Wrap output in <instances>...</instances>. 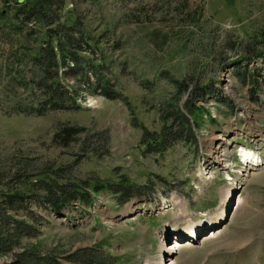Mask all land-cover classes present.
Instances as JSON below:
<instances>
[{
	"label": "rangeland",
	"instance_id": "1",
	"mask_svg": "<svg viewBox=\"0 0 264 264\" xmlns=\"http://www.w3.org/2000/svg\"><path fill=\"white\" fill-rule=\"evenodd\" d=\"M47 1L28 15L32 0H0V190L29 184L35 193L12 214L38 228L0 264L28 247L25 264H156L161 254L162 264H264V166L227 201L221 175H199L230 164L217 124L264 127V53H244L262 36L264 0ZM67 32L77 40L62 57ZM50 43L58 64L43 63L44 84L55 76L72 94L63 108L42 107L48 87L36 86L32 59ZM64 124L85 130L59 146ZM36 174L87 194L52 212ZM223 205L219 226L186 237Z\"/></svg>",
	"mask_w": 264,
	"mask_h": 264
},
{
	"label": "trees",
	"instance_id": "2",
	"mask_svg": "<svg viewBox=\"0 0 264 264\" xmlns=\"http://www.w3.org/2000/svg\"><path fill=\"white\" fill-rule=\"evenodd\" d=\"M47 0H32L31 6L30 7H23V10L27 11V14L30 15V12L33 13L35 9H37L36 5L38 7H42L45 9V4H47ZM41 8V9H42ZM39 9V10H41ZM45 11H43L44 13ZM258 32V30H257ZM68 35L65 37V43L59 44L60 50H61V56L64 57L66 54V49L67 45L71 44V41H76L77 39H73V33L67 32ZM262 36L259 39L254 40L253 42H250L248 40V44L245 45L244 53H247L248 55L253 54L254 57L259 56L260 53H264V27L260 29L259 32ZM61 39H64L61 38ZM60 41V40H59ZM74 43V42H73ZM262 46L263 48L258 50V47ZM43 51V52H42ZM42 53H40L38 56H34L32 59L34 63L39 64L41 67L42 71V76L43 80H39L36 83V86L41 87L42 89H46V92L44 93V99L40 101L42 104V107L44 104H50L51 107L56 108H63V104L61 102L65 101H70L74 102L75 99L73 98L72 94L65 90L64 86L55 79V76L51 77V82L50 84H44V78L47 76L48 72L43 63L46 64H51L53 63L54 65L58 64L57 56L55 55L54 48L52 44L50 43L49 48H43ZM36 57H39L38 61H36ZM46 57V58H45ZM243 60L245 57L242 58ZM45 76V77H44ZM182 84L184 85V81L182 80ZM41 85V86H40ZM106 95H108V90H104ZM195 95L197 92H194ZM109 97V96H108ZM52 98H55L56 100L60 101L59 103L57 102H51ZM42 107L39 109V111H42ZM85 130L83 126H75V125H60L56 131L52 135V142L56 145L59 146H68L71 142H73L77 135L82 133ZM36 182L42 183L43 190L45 192L46 196V205L54 210H58L59 208L63 207V203L65 202L64 200L67 199H82L84 200V197L86 196V192L80 190L78 186L76 185V188L71 189L70 192L65 191V188H67L68 184L66 179H53L52 181H48L43 174H36ZM64 177V176H62ZM63 181V182H60ZM122 181V180H121ZM121 183V182H120ZM91 188L92 191L96 194L98 192H101L102 190H105L104 184H88ZM17 188V187H16ZM12 189V190H7L5 192H2L0 190V197L3 195L5 197L1 202L0 201V254L1 255H6L9 254L11 251L14 249L18 248L21 245V231H25L29 233L28 230H37V226L34 222L31 224L24 223V226L19 225V221L15 218V216L12 214L15 212L16 205H20L22 201L28 196L27 193L29 192H34L35 190L29 186V184H25L21 187H18V189ZM52 188V189H51ZM84 190V189H83ZM64 201V202H63ZM59 211V210H58ZM2 216H4V219H2ZM6 216V218H5ZM9 220H13L14 223H11ZM32 252V248L28 247L25 248L23 252L21 253H15V260L8 263V264H25L24 263V257L27 254H30ZM42 264H56V262L49 256L43 258ZM6 264V263H2Z\"/></svg>",
	"mask_w": 264,
	"mask_h": 264
},
{
	"label": "bare ground",
	"instance_id": "3",
	"mask_svg": "<svg viewBox=\"0 0 264 264\" xmlns=\"http://www.w3.org/2000/svg\"><path fill=\"white\" fill-rule=\"evenodd\" d=\"M221 151L223 152V149H221ZM216 152V151H215ZM211 155V154H210ZM222 156H224V153L223 154H218V159H220ZM246 156L247 157H249V153H246ZM250 158V157H249ZM250 160H253V159H250ZM212 169V168H211ZM209 171V170H208ZM217 171V170H216ZM244 173H242L240 176H242V177H244V175H243ZM246 174V173H245ZM239 178V180L241 179V177H238ZM227 188V189H226ZM225 189H226V191H225ZM225 191V197L223 198L225 201H227V198H228V196H229V193H230V188L229 187H225L224 189H223V192ZM240 201V200H239ZM177 203L178 204H183L182 203V201H177ZM223 208H224V205L221 207V208H219L218 210H217V212H216V214L214 215L215 217L211 220V222L209 223V224H206V223H204L203 221L202 222H200L199 224H194V225H191L190 224V226L189 227H187L186 228V237H190V236H193V235H195V236H197L199 233H201V231H202V229H212L213 228V226H217V225H219L224 219V217H225V208H224V210H223ZM216 218H218V221L217 222H213V220H215ZM204 224V226L205 227H202L201 228V225H203ZM206 226H208V228H206ZM194 233V234H193ZM193 234V235H192ZM211 234V233H210ZM177 235H178V232H177ZM189 243V242H188ZM175 247V245H173V244H167V245H164V248L166 249L164 252H168L167 251V248H168V250L170 249V248H174ZM170 251V250H169ZM161 257H163V255L161 254L159 257H158V260L156 261V264H162V260H161ZM165 264V263H164ZM167 264H174V262L173 261H168V263Z\"/></svg>",
	"mask_w": 264,
	"mask_h": 264
},
{
	"label": "water",
	"instance_id": "4",
	"mask_svg": "<svg viewBox=\"0 0 264 264\" xmlns=\"http://www.w3.org/2000/svg\"><path fill=\"white\" fill-rule=\"evenodd\" d=\"M240 192V187L239 188H236L233 192V197L238 194ZM234 203H232V206H233Z\"/></svg>",
	"mask_w": 264,
	"mask_h": 264
}]
</instances>
